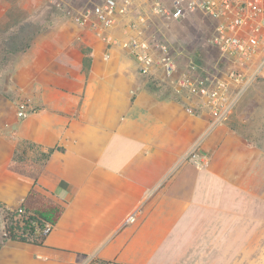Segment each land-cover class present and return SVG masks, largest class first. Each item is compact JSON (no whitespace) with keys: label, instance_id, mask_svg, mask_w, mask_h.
I'll return each instance as SVG.
<instances>
[{"label":"crops","instance_id":"0c3cea01","mask_svg":"<svg viewBox=\"0 0 264 264\" xmlns=\"http://www.w3.org/2000/svg\"><path fill=\"white\" fill-rule=\"evenodd\" d=\"M67 23L59 18L0 89V210L63 207L41 246L3 242L0 264H152L179 255L176 243L209 264H264V172L215 157L238 136L212 126L162 70L144 73L128 32ZM22 103L35 111L20 117ZM195 150L211 166L189 164ZM17 153L27 173L11 169Z\"/></svg>","mask_w":264,"mask_h":264},{"label":"built area","instance_id":"2783aa9c","mask_svg":"<svg viewBox=\"0 0 264 264\" xmlns=\"http://www.w3.org/2000/svg\"><path fill=\"white\" fill-rule=\"evenodd\" d=\"M45 1L75 24L101 35L118 29L128 32L127 44L141 70H162L179 94L209 112L213 126L223 122L264 71V0H98L81 8H75L78 0ZM197 16L213 23V32L202 47L210 49L213 60L226 61V74L217 66L203 64L209 56L195 60L188 52L174 53L171 46L145 35L155 21L183 22ZM104 39L113 41L108 36ZM181 56L187 58L182 67ZM193 107L189 111L195 114ZM34 111L22 103L18 114L26 117ZM195 158L200 166L209 165L208 158L200 157L197 150L186 160ZM134 221L135 213L125 224ZM52 228L46 225L43 233Z\"/></svg>","mask_w":264,"mask_h":264},{"label":"rangeland","instance_id":"374dc122","mask_svg":"<svg viewBox=\"0 0 264 264\" xmlns=\"http://www.w3.org/2000/svg\"><path fill=\"white\" fill-rule=\"evenodd\" d=\"M96 2L98 0H78L75 8ZM0 10L2 13L0 16L1 89L7 83L10 67L17 63L25 53H28L39 39H43L51 31L54 34L52 29L59 18L70 21L67 24L74 22L70 16L57 11L45 0H0ZM212 32L213 23L206 18L197 16L183 22L155 21L145 35L171 46L174 53L178 51L181 53L188 52L195 60L209 56L207 58L209 61L206 63L204 61L203 64L205 66L208 64L209 66H217L226 74L228 69L226 61L224 59L219 60V58L213 60L210 49L202 47L203 42L210 37ZM180 59L185 61L183 56ZM221 125L227 126L226 128L234 132L241 142L229 138L223 145L218 146L215 150L217 164L226 167L260 168V171L264 172V71L239 97L236 106L225 116L223 122L216 126ZM238 152L240 154L249 152L251 155L245 161L240 160L236 163L232 158H238ZM186 161L189 164L198 165L199 159ZM27 216V212L20 213L18 220L22 222ZM4 218V211L0 210V245L6 235ZM21 225L23 226V224ZM174 242L178 241L172 243ZM168 243L169 241L166 240L161 241V251H168ZM176 244H173L172 252L180 253L179 255L161 254L149 256V260L153 262L152 264H209L206 257L199 256L197 250L184 256V249ZM90 259L92 260L91 257Z\"/></svg>","mask_w":264,"mask_h":264},{"label":"trees","instance_id":"16d2710c","mask_svg":"<svg viewBox=\"0 0 264 264\" xmlns=\"http://www.w3.org/2000/svg\"><path fill=\"white\" fill-rule=\"evenodd\" d=\"M11 169L16 172L27 173L29 165L25 162L23 157L17 153L11 162ZM33 195H35V193L31 192V197ZM0 208H2L1 205ZM3 211L5 215L4 221L6 233L3 242L6 240H12L34 246H41L46 238V234L43 233L45 226L49 224L54 227L58 223L63 212V207L60 205L40 203L33 210H30V208L26 209L25 206H23L21 210L16 212L5 208ZM20 211L28 213V216L25 217L22 222L18 220ZM21 224H23V226ZM90 264L118 263L104 260H94Z\"/></svg>","mask_w":264,"mask_h":264}]
</instances>
